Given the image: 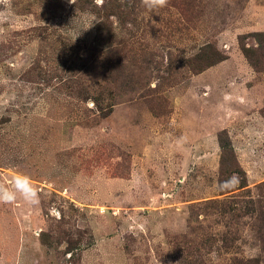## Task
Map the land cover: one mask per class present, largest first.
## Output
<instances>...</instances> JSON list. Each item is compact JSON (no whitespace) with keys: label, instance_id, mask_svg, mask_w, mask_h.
I'll return each mask as SVG.
<instances>
[{"label":"rangeland","instance_id":"374dc122","mask_svg":"<svg viewBox=\"0 0 264 264\" xmlns=\"http://www.w3.org/2000/svg\"><path fill=\"white\" fill-rule=\"evenodd\" d=\"M0 264H264V0H0Z\"/></svg>","mask_w":264,"mask_h":264},{"label":"trees","instance_id":"16d2710c","mask_svg":"<svg viewBox=\"0 0 264 264\" xmlns=\"http://www.w3.org/2000/svg\"><path fill=\"white\" fill-rule=\"evenodd\" d=\"M229 136L227 135V141L226 142H222L220 141L221 143V147H222V150H223V154H229L233 160L235 161L236 159V156H235V150H234V147L231 143V140H230V137L228 138ZM223 160H225V158H223ZM245 178H246V175H245Z\"/></svg>","mask_w":264,"mask_h":264}]
</instances>
